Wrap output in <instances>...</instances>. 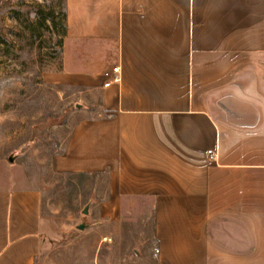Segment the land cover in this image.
I'll list each match as a JSON object with an SVG mask.
<instances>
[{"label": "crops", "instance_id": "1", "mask_svg": "<svg viewBox=\"0 0 264 264\" xmlns=\"http://www.w3.org/2000/svg\"><path fill=\"white\" fill-rule=\"evenodd\" d=\"M64 38L74 67L44 78L106 113L73 124L54 171L105 173L113 222L148 199L155 264H264V0H65ZM40 206L0 190V264H34Z\"/></svg>", "mask_w": 264, "mask_h": 264}, {"label": "rangeland", "instance_id": "2", "mask_svg": "<svg viewBox=\"0 0 264 264\" xmlns=\"http://www.w3.org/2000/svg\"><path fill=\"white\" fill-rule=\"evenodd\" d=\"M64 10L65 0H0V190L40 193L34 264H155L148 199L125 200L113 222L105 173L54 171L73 124L106 113L96 94L44 78L74 67ZM105 52L80 60L90 70Z\"/></svg>", "mask_w": 264, "mask_h": 264}, {"label": "built area", "instance_id": "3", "mask_svg": "<svg viewBox=\"0 0 264 264\" xmlns=\"http://www.w3.org/2000/svg\"><path fill=\"white\" fill-rule=\"evenodd\" d=\"M118 67H113L110 71H105L103 75L107 77L108 81L104 84V87H107L110 83H117L120 81L118 76ZM211 156H214L211 152H208ZM157 253V250L155 251Z\"/></svg>", "mask_w": 264, "mask_h": 264}, {"label": "water", "instance_id": "4", "mask_svg": "<svg viewBox=\"0 0 264 264\" xmlns=\"http://www.w3.org/2000/svg\"><path fill=\"white\" fill-rule=\"evenodd\" d=\"M11 159H9V161H10ZM83 214H87V208H84V210H83ZM84 228V226L83 225H79L78 226V229L79 230H82Z\"/></svg>", "mask_w": 264, "mask_h": 264}, {"label": "trees", "instance_id": "5", "mask_svg": "<svg viewBox=\"0 0 264 264\" xmlns=\"http://www.w3.org/2000/svg\"><path fill=\"white\" fill-rule=\"evenodd\" d=\"M64 21H65V10H64ZM64 26H65V24H64ZM64 36H65V33H64ZM94 174V173H93Z\"/></svg>", "mask_w": 264, "mask_h": 264}]
</instances>
